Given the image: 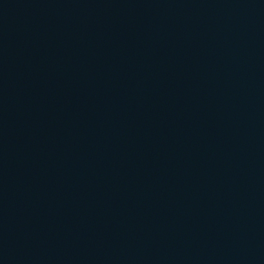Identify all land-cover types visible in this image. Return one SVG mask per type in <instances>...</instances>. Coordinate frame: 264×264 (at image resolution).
Segmentation results:
<instances>
[{
    "label": "water",
    "instance_id": "obj_1",
    "mask_svg": "<svg viewBox=\"0 0 264 264\" xmlns=\"http://www.w3.org/2000/svg\"><path fill=\"white\" fill-rule=\"evenodd\" d=\"M0 264H264V0H0Z\"/></svg>",
    "mask_w": 264,
    "mask_h": 264
}]
</instances>
